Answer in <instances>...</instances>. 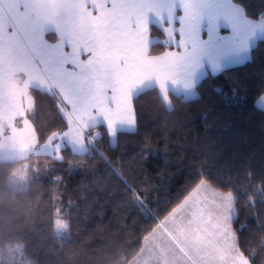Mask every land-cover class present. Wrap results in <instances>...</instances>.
Listing matches in <instances>:
<instances>
[{
  "label": "trees",
  "instance_id": "1",
  "mask_svg": "<svg viewBox=\"0 0 264 264\" xmlns=\"http://www.w3.org/2000/svg\"><path fill=\"white\" fill-rule=\"evenodd\" d=\"M233 1L251 19L264 15V0ZM150 34L164 38L155 23ZM45 37L57 39L54 32ZM164 48L158 41L149 50L155 55ZM195 91L190 98L169 92L171 111L156 86L135 94L136 130H119L115 147L100 124L89 129V135L101 137L83 157L65 146L63 160L41 153L0 159V248L20 242L24 256L36 264H128L143 233L204 179L232 191L237 242L251 264H264V109L256 104L264 93V38L256 41L250 59L208 72ZM29 92L34 106L25 112L43 142L64 124L61 101L40 88ZM146 137L152 148L144 147ZM100 150L110 162H102ZM80 159L83 165L70 168L69 160ZM45 161L47 169L37 172ZM23 162L30 175L27 187L18 189L9 179ZM54 175L62 179L54 181ZM133 187L141 199L133 198ZM42 189L37 203L35 194ZM53 203L69 223L65 238L55 233Z\"/></svg>",
  "mask_w": 264,
  "mask_h": 264
},
{
  "label": "snow or ice",
  "instance_id": "2",
  "mask_svg": "<svg viewBox=\"0 0 264 264\" xmlns=\"http://www.w3.org/2000/svg\"><path fill=\"white\" fill-rule=\"evenodd\" d=\"M212 3L213 0H0V148L11 145L23 153L41 143L40 131L25 112V106L32 107V98L27 94L32 81L49 88L56 86L63 100L57 108L64 124L43 137L42 155L63 160L61 149L66 141L74 155L83 157L85 145L101 137L100 132L89 135V129L100 124L113 137L111 145L115 147L117 125L129 132L136 130L132 91L138 85L154 80L163 101L170 105L166 82L180 84L188 93L195 87L194 77L205 59L213 72L217 71L209 41L219 15L229 20L234 33L220 40H239L242 44L246 34L264 29V17L258 22H241L232 9L223 13L206 11ZM150 13L167 36L164 51L155 55L147 45ZM205 19L207 39L201 35ZM49 25L57 33L56 42L45 38ZM144 147L152 148L147 137ZM99 155L102 162H110L103 150ZM68 163L71 168L74 163L83 165L84 160ZM48 164L45 161L44 169L36 171L43 172ZM116 172L124 176L119 168ZM29 175L27 167L11 172L20 181ZM61 179L53 176L54 181ZM93 183L98 181L94 179ZM44 191L35 194L37 203ZM132 196L141 199L135 187ZM50 199L55 202L58 197L53 193ZM232 206L231 190L212 189L201 179L143 233L136 256L147 255L152 264H251L229 223ZM223 209L228 211L226 218ZM60 213L53 203L52 223L58 233L69 228Z\"/></svg>",
  "mask_w": 264,
  "mask_h": 264
},
{
  "label": "crops",
  "instance_id": "3",
  "mask_svg": "<svg viewBox=\"0 0 264 264\" xmlns=\"http://www.w3.org/2000/svg\"><path fill=\"white\" fill-rule=\"evenodd\" d=\"M176 8H177V10L179 9L178 3L176 4ZM226 9H232L236 13V15L238 16V18L241 22H245L248 20H251L253 22H258L260 18L264 17V16H262L257 20H254V19L247 17L243 7L241 5L235 3L233 0H213L211 7L209 9H206V11L223 13ZM164 19L165 20L167 19L166 13L164 14ZM151 22L157 24L162 29L157 18L153 14L150 13L149 19L147 22L148 32H149V24ZM46 31H55V30L53 29V27L51 25H49V26H47ZM208 31H209L208 22H207V19H205V21L202 24V32H201V35L205 39H207ZM163 33H164V39H165V32L163 31ZM233 34H234L233 33V25L229 22L228 19L225 18V16L223 14L219 15L214 20L213 37H212V40L209 41V48L212 51V58H213V61L215 62L216 66H217V71L213 72L211 65L209 64L208 60L205 59L203 62L202 69L198 70L197 74L194 77V80L196 82L195 86L200 81V79H202L204 76L207 75L208 72L217 73L224 67L243 63L244 61L250 59L251 49L255 45L256 41L259 38H264V29L256 28L254 31H251L250 33L246 34V39L244 40V42L242 44L239 42V40H236V41L226 40V41H224V40L219 39V37H232ZM164 39H163V41H166V39L165 40ZM156 41H162V40H160L157 37L151 36L150 32H149V36L147 39L148 48L150 47V45L152 43H154ZM28 55H30V54H28ZM246 57H248V58L246 59ZM239 60H243V62H238ZM201 75H202V77H201ZM151 86H156L159 90V87L155 83V81L149 80V81H145V82L141 83L136 88H134L132 91V96L134 94H136L137 92H139L143 89H146L148 87H151ZM29 87H38V88L43 89V90L48 91V92L55 91L56 93H58V96L61 98L59 89L56 86H52L49 88L47 86H42L37 81H32V82H30ZM166 88H167V92H172V93L181 94V95L186 94V92L183 90L182 85H180V84L174 85L171 83V81L166 82ZM194 90H195V87L193 89H191L190 91H194ZM159 92H160V90H159ZM160 95H161V93H160ZM262 95H264V93ZM261 96L256 100V104L260 108L264 109V100H261ZM61 100H62V98H61ZM166 106H168V107L171 106V102H170V105L166 104ZM126 127L127 126L125 125L124 129H126ZM119 130H122V128L120 125H117L116 132ZM109 139H110V143H111L113 137L109 136ZM115 139H116V133H115ZM234 216H235V208H234V198H233V206L230 209V217L231 218L229 219V223H230L233 231H234V228H233L232 222H233ZM144 261H147V264H152L151 260L147 257V255L140 256V257H137L135 255L128 262V264H142V262H144Z\"/></svg>",
  "mask_w": 264,
  "mask_h": 264
},
{
  "label": "rangeland",
  "instance_id": "4",
  "mask_svg": "<svg viewBox=\"0 0 264 264\" xmlns=\"http://www.w3.org/2000/svg\"><path fill=\"white\" fill-rule=\"evenodd\" d=\"M264 16V15H263ZM262 17V16H261ZM259 19V18H258ZM257 20V19H254ZM47 32H54L57 36V33L55 31H46L44 33V35ZM46 38V37H45ZM165 39L167 40V36L165 33ZM164 39V40H165ZM163 41V38L161 39ZM56 42V41H54ZM165 42V41H163ZM26 54H32L30 51H26ZM29 88L28 87V92L27 94L32 98L30 92H29ZM38 88V87H36ZM52 93H54V91H52ZM168 93V92H167ZM58 94V93H57ZM197 93L196 91H190L186 94H184V97L190 98V97H194L196 96ZM23 99V98H22ZM33 99H32V107L29 109L27 106H25V111H29L33 109ZM27 118L29 119V117L27 116ZM16 123L19 125L20 120L17 119ZM43 142H41L40 144H37L35 146H33V148L27 152H20L17 148L12 147L11 145H5L4 147L0 148V159H5V160H9V159H21L24 158L26 156H29L30 154H39L41 153V144ZM65 146H69L71 147V145L67 144V142L65 141ZM89 148V144L85 145V149L87 150ZM72 149V147H71ZM27 167V171H28V166L26 162H23L17 169H23ZM28 179L29 176L27 177L26 180L20 181L17 178H14L12 176H10L9 181L18 189H24L27 187L28 185ZM15 180V183L13 182ZM208 183V182H207ZM209 184V183H208ZM210 185V184H209ZM211 186V185H210ZM212 189H215L214 187L211 186ZM233 198H234V194H233ZM222 214L223 216L226 218L228 216V211L227 209H223L222 210ZM232 217V216H231ZM230 217V211H229V219ZM55 230V228H54ZM55 233L61 237V238H65L68 236V230L66 231H61V232H57L55 230ZM0 264H36L35 262L27 259L24 254H23V245L20 242H16V243H10L7 244L5 247L0 248Z\"/></svg>",
  "mask_w": 264,
  "mask_h": 264
}]
</instances>
